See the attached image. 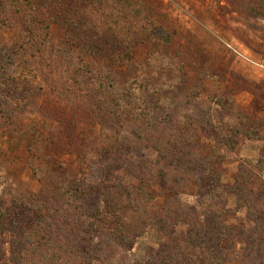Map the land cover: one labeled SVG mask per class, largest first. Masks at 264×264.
Segmentation results:
<instances>
[{
    "label": "rangeland",
    "instance_id": "374dc122",
    "mask_svg": "<svg viewBox=\"0 0 264 264\" xmlns=\"http://www.w3.org/2000/svg\"><path fill=\"white\" fill-rule=\"evenodd\" d=\"M128 1L130 5L115 6L106 0L102 14L86 13L91 28L77 31L119 38L129 32L124 19L150 32L153 20L163 34H172V45L139 43L125 66L110 71L104 63L91 71L84 66L81 75L87 79L80 89L73 84L72 68L61 66L73 54L60 25L50 26L42 46L31 55L21 48L26 38L19 18L0 22V264H13L20 255L16 243L32 230L35 202L46 194L55 197L64 188H81L79 202L67 209L83 226L97 227L106 194L126 187L139 195L154 194L152 206L158 212L164 208L162 183L152 165L158 160V142L166 134L194 137L198 151L208 155L214 143L212 126L232 134L229 158L214 166L225 190L217 191L227 209L224 222L247 234L256 229L242 201L229 189L242 173L249 181L245 189L264 197V171L259 170L264 163H249L264 161V154L246 142L245 115L262 121L264 139V75L236 60L220 38L264 61V0ZM67 94L75 103L66 102ZM119 99L132 105L131 116L114 110L113 102ZM196 154L191 159L195 165ZM195 167L185 162V172L171 174L184 177L191 169L194 177ZM263 203L257 207L261 211ZM121 223L135 238L130 260L152 259L158 250L156 230L143 228L132 209L124 210ZM187 229V224L176 226L174 238L184 240ZM258 239L262 246L253 252L264 256V234ZM248 246L242 244L238 258L224 247L223 264H238Z\"/></svg>",
    "mask_w": 264,
    "mask_h": 264
},
{
    "label": "trees",
    "instance_id": "16d2710c",
    "mask_svg": "<svg viewBox=\"0 0 264 264\" xmlns=\"http://www.w3.org/2000/svg\"><path fill=\"white\" fill-rule=\"evenodd\" d=\"M108 2L115 6L120 3L130 5L128 0ZM105 8L106 0H0V22L6 24L10 17L19 18L26 38L24 42L20 41L21 48H26L31 55L42 46L50 26L60 25L65 31L64 41L73 54L71 58H64L61 66L72 68L70 72H74L71 75L73 84H77L80 89L87 79L81 75L84 66L91 71L104 63L105 71H110L113 67L125 66L139 43L158 44L159 48L171 46L173 43L172 34H163V30L153 20L149 22L150 32L148 27L136 26L137 22H126L124 19V25L129 32L119 38L102 39L94 30L90 36L79 33L84 26H89L86 13L102 14ZM127 9L130 10V7ZM153 30L155 35H152ZM66 96L67 103H75L68 94ZM112 106L119 114L132 115V105H125L121 99L114 101ZM245 115L246 142L264 154V139L260 135L262 121L248 113ZM211 129L214 143L208 155L204 151H198L194 137L184 139V135L175 137L166 134L158 142V160L152 164L158 169L157 178L162 183L163 190L161 198L164 208L161 207L158 212L152 206L157 198L154 194L145 191L139 195L131 187L117 189L109 195L106 194L105 205L103 210L98 211L97 227L94 228L91 224H78L77 216L72 217L67 209L72 206L71 202H79L82 192L80 187L72 191L64 188L55 197L46 194L43 201L35 202L32 211L35 212L36 221L32 230L24 232L16 243L20 255H16L13 264H223L227 261L221 252L223 248L232 250L229 255L234 253L235 258H238L237 251L244 242L250 243V246L238 264H264L262 252H253V248L262 246L258 238L264 234V211L257 207L264 202V197L245 189L249 181L241 173L229 192L242 201L243 208L247 210V218L255 224L256 229L253 234H247L243 229L225 224L227 209L223 197L217 193L219 189L225 190L220 187L214 166L229 158L232 134L230 131L216 130L213 126ZM180 130L184 132V128ZM74 148H77L76 142ZM195 154L199 157H196L197 165L191 162ZM53 157L55 161L58 160V156ZM185 162L191 168L197 167V176L189 175L191 169L184 177L171 174V171L178 175H181L179 172H185ZM251 162L257 167L264 163H249ZM259 170L264 171V167ZM191 188L198 190L195 194L187 193ZM204 200H208V203ZM215 201L220 202L214 205ZM126 209H132L138 215L143 228L157 232L156 255L143 263L129 258L134 251L135 238L121 223ZM180 224H187L188 229L186 238L178 241L174 238L173 230ZM218 252H221L220 256Z\"/></svg>",
    "mask_w": 264,
    "mask_h": 264
},
{
    "label": "built area",
    "instance_id": "2783aa9c",
    "mask_svg": "<svg viewBox=\"0 0 264 264\" xmlns=\"http://www.w3.org/2000/svg\"><path fill=\"white\" fill-rule=\"evenodd\" d=\"M220 41L226 51H228L233 57L236 58V60L258 70L261 72H264V61L257 59L250 54H248L246 51H244L241 47H239L237 44H235L233 41L221 37Z\"/></svg>",
    "mask_w": 264,
    "mask_h": 264
},
{
    "label": "crops",
    "instance_id": "0c3cea01",
    "mask_svg": "<svg viewBox=\"0 0 264 264\" xmlns=\"http://www.w3.org/2000/svg\"><path fill=\"white\" fill-rule=\"evenodd\" d=\"M255 70H256V69H255ZM259 73H260V75H264V72H261V71H260Z\"/></svg>",
    "mask_w": 264,
    "mask_h": 264
}]
</instances>
